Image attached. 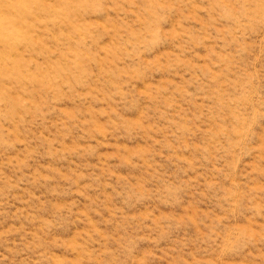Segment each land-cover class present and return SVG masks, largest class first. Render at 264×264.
Listing matches in <instances>:
<instances>
[{
	"label": "rangeland",
	"instance_id": "1",
	"mask_svg": "<svg viewBox=\"0 0 264 264\" xmlns=\"http://www.w3.org/2000/svg\"><path fill=\"white\" fill-rule=\"evenodd\" d=\"M0 264H264V0H0Z\"/></svg>",
	"mask_w": 264,
	"mask_h": 264
}]
</instances>
